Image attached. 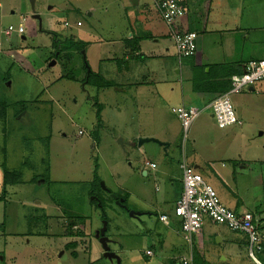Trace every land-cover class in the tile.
Segmentation results:
<instances>
[{"label":"rangeland","instance_id":"obj_1","mask_svg":"<svg viewBox=\"0 0 264 264\" xmlns=\"http://www.w3.org/2000/svg\"><path fill=\"white\" fill-rule=\"evenodd\" d=\"M150 1L141 0L135 6L130 0H35L40 24L33 17L32 0H0V264H118L116 259L104 257L97 233L104 221L111 250L120 256L122 264H174L181 259L177 250L190 247L175 232L168 235V245L163 246L161 236L167 235L169 228L159 220V215L165 208L173 207V197L161 182L155 183L153 176L144 180L131 172L130 165L138 159V142L142 138L137 136L142 118L134 107V99L126 92H117V86L103 94L99 89L106 78L125 82L127 75L116 78L106 67L112 65L111 58L122 61L126 50L123 39L132 30L141 29L137 19L144 23L145 30L149 27L144 6ZM246 2L213 0L211 15L215 16L220 12L218 7L227 4L234 12L238 9L237 17L239 13L245 14L246 19L242 17L247 25H264V0ZM197 9L201 18L206 17L200 2ZM224 13L227 15L229 9L225 8ZM154 14L161 26H166ZM67 21L69 26L65 25ZM201 25L197 22L196 29ZM10 26H22L24 31L7 36L5 30ZM261 31L254 38H264ZM159 39L163 50L169 47L173 52L169 62L157 59L150 66L168 65V73L178 85L180 76L176 75V68L192 59L185 58L181 63L173 55L176 50L171 37ZM153 41L149 38L148 44ZM247 44L248 50L254 49L249 47L251 42ZM57 47L63 57L49 66L47 60ZM257 47L263 49L264 45ZM85 59L95 72L89 78ZM230 66L227 64L226 68ZM231 99L242 124L220 128L209 117L210 108L205 107L208 119L203 113L198 116L190 128V140L196 138L194 147L210 146L205 134L210 137L216 133L221 140L220 134L235 132V136L228 134L231 156L237 159V167L250 164L254 171L251 169L250 179L247 171L237 168L238 188L236 183H229L238 198L259 206L262 213L257 219L263 221L264 166L259 160L264 161V90L234 93ZM103 104L101 114L105 120H100L98 112ZM160 109L161 119L155 117L158 127L181 123L177 115L167 112L165 105ZM179 128L182 133V126L176 127ZM220 140L217 138L221 148H228L229 143ZM240 154L241 160L237 157ZM150 155L145 153L144 159L153 158ZM175 156L178 157V151ZM5 169L21 177L20 189L3 185ZM103 183L118 195H124L133 184L151 187L152 194L146 199L156 201V210L152 215L146 214V208L135 206L138 201L133 198L126 202V209L105 191ZM214 187L220 197L231 194L223 184ZM158 190L161 196L157 195ZM130 210L144 214L132 217ZM45 213L48 216L42 221ZM69 214L80 216L83 232L69 234L81 228L77 218L67 219ZM148 250L154 255L148 256Z\"/></svg>","mask_w":264,"mask_h":264},{"label":"crops","instance_id":"obj_2","mask_svg":"<svg viewBox=\"0 0 264 264\" xmlns=\"http://www.w3.org/2000/svg\"><path fill=\"white\" fill-rule=\"evenodd\" d=\"M178 1L183 6L186 13L176 22L174 26H170L165 22L161 11L156 4V0H151L150 3L145 4L144 7L146 8V17L149 27L145 30L143 26L144 23L137 19L136 23L139 25V29H141L138 32H134L132 30L130 35L128 34V37L123 39V44L126 50L121 57L122 61H114L118 58H109L112 65L106 67L111 70L113 74H116V78L122 77V74L127 75L124 77L125 82L115 81L113 79L109 80L106 78L102 87L99 88L102 89L103 94L109 88L117 86L114 88L117 92H126V94H130V96L134 99V107L137 109L138 113H140V117L142 118V125L137 136L142 138H156L162 142L160 144L159 142L149 140L143 142V145H138L139 160L137 159L136 163H132L130 167L131 172L134 175L137 174L144 180L150 176L156 178L155 183L159 184V182H161L166 193L173 197V207H167L165 208L166 210L160 213H169L173 217L170 224H166L162 221L167 228H169L167 230V235L161 236L163 246L168 245V235L170 233L175 232L185 238L181 231V221L173 214L174 207L184 190V174L182 167L184 163L201 173L205 181L211 186L214 187L217 184H223L226 186L231 194H223L224 190L221 189V194L223 195L220 199L222 200L223 198L225 201L224 203L222 200L223 204L237 213L245 211L252 213L255 221L257 220L256 223L258 225L261 223L264 229V220L259 221L257 219V216L262 213L259 206L255 205L253 201L246 202L241 200V198H238L236 191H234L233 187H231L229 183V181L233 184L236 183L238 175V172L236 171L237 168L239 169L238 171H247L250 179H252L250 174L251 169L254 171L252 165L250 164L246 165L240 163L245 167H237V159H234L231 156V152L233 150L229 151L231 146V142H229L231 137L229 135L235 136V132L230 131L228 132L229 135L220 134L222 136L221 140L216 133L213 135L210 134V137L209 134H205V141L209 140L208 143H211L210 146H207L206 144L194 147L196 138L190 140L189 136L190 128L198 116L201 113L206 115V117L208 116L207 113H204V109H206L205 107L210 108L209 110L211 113L209 114V117L216 120L211 103L219 95L228 92L232 88L233 75L243 73L245 71V66L252 60H264V48L262 49L261 47H257V44H259V46L264 45V38H254V35H256L260 29H262V33L264 32V25H247L244 20L245 14L242 12L243 18L241 13L238 12L239 17H237L236 12L238 9L236 8V11L234 12V8L227 4L218 7L220 12H217L215 16H213L211 15L213 13V0ZM246 1L247 0H245V2ZM198 2L201 3V7L204 8L203 10H206V17L201 18L198 15ZM130 4L139 6L141 4V0H138V3L130 0ZM225 8L229 9V13L227 15L224 13ZM152 10L160 16L166 26H161L159 23L160 21L157 19V15H155ZM197 22H201L202 25L200 28L196 29ZM79 24L80 22H78V25ZM65 25L69 26L70 23L67 21ZM19 27L18 29L13 27V30H9V27L5 30V34L10 36L15 31L20 33ZM173 29L180 32L194 31L198 33V50L195 55L179 57L174 38L172 36ZM48 32L53 33L50 30ZM167 36L171 37L173 40L176 50L173 55L175 56L176 54L181 63L185 58L192 59L193 61H191L192 63H188L189 61L183 63L180 68H176V75L180 76L179 80H177V82H179L178 85L173 82L175 78L170 77L168 73V65H161L157 67L150 66V62L157 59L169 62V57L173 51L169 47H166V49L163 50L164 45H161L159 39V37L167 38ZM149 38L154 40L152 44H148ZM247 42H251V45L253 43L257 44L254 46L250 45L249 47L254 48L250 51L247 49ZM143 48H145V50ZM156 50H161L162 52H156ZM61 51H58L56 48L55 51L51 53L49 59L47 60L48 62L50 61L49 66L56 65L57 61L62 58L61 56H59V58L54 56L55 52L57 55H62V53H60ZM227 64L231 66L226 68ZM86 66L88 76V74H90L93 70L90 68L87 60ZM162 84L164 85L162 86ZM244 89L236 94L239 95L245 91L253 92L264 90V79L250 86L248 89ZM237 100H239V98ZM162 105L166 106L167 112H173L175 115L177 114L174 112L173 108L179 106L185 105L187 107H196V105H203V108L199 107L201 112L192 121L186 131L181 120H179L181 123L175 121L173 127H170L167 123H165L163 127H158V124H156V118L159 117L161 119L160 107ZM101 108V112H103L104 104ZM168 117H171V115H168ZM177 117L179 118L178 115ZM206 119H208V117ZM101 120H105L102 114ZM236 124H242V121L241 123ZM179 125L182 126V133H180V128L178 130L176 129ZM233 127L234 126L231 128ZM80 134H83L82 130H80ZM212 138L216 141L211 140ZM217 138L220 141L226 140L229 143L228 148L222 149L219 142H217ZM132 144L135 145L134 142ZM150 144L151 146H149ZM219 147L221 149H219ZM176 151H178L177 158L175 156ZM145 153H149V155L151 154L150 157L153 155V158L149 160H146V158L144 159ZM164 156L173 163V168L171 166V162H166ZM237 157L241 160L242 154H240V156L237 155ZM259 163L262 164V167L264 166V161L259 160ZM151 164H155V166H152ZM135 165L138 166L134 168ZM33 179H35V177H33ZM22 182L23 181L11 185H5L3 180V185L9 186V188L14 187L15 190V188L20 189L18 186ZM103 185L106 187L105 191L109 192L107 190L109 187H107L105 183ZM235 186L238 188L237 183ZM214 189L217 191L215 187ZM151 190L152 188L147 185L143 184L141 187H138L133 184L132 189H128L124 192V195H117L121 196L120 198L125 199V204L130 198L137 200L139 203H134L135 206H138V204L142 205L140 207L146 208L143 211L146 214L148 213L149 215H152L153 211L156 210L157 203L156 201L154 202L146 199V196L148 197L152 194ZM159 191L160 190H158L157 195L161 196ZM248 205L250 208H248ZM142 214L144 213L140 212L139 215L132 216L130 214V216L138 217ZM46 216H48V214L45 213L42 221L47 218ZM69 217L77 218L81 222V228L79 226L77 228L78 230L69 234H79L83 232L84 223L81 219H79L80 216H73L72 214H69L67 219H69ZM159 220L161 221L160 215ZM260 231L264 236V230L260 229ZM242 235L245 236V239L241 237ZM216 237L218 238L217 241ZM185 240L187 239L185 238ZM187 242L190 243L188 240ZM163 246L160 247V249H163ZM177 251L181 252V259L179 258L180 262L178 261L174 264H185L184 260H190L191 258L192 261L188 264H256L249 256V242L246 234L235 232L224 224L214 223L209 220L206 221L202 229L194 235L193 242L190 243V247L188 249L179 248ZM146 253L148 256L154 255L152 250H148Z\"/></svg>","mask_w":264,"mask_h":264},{"label":"built area","instance_id":"obj_3","mask_svg":"<svg viewBox=\"0 0 264 264\" xmlns=\"http://www.w3.org/2000/svg\"><path fill=\"white\" fill-rule=\"evenodd\" d=\"M165 22L174 26L185 15V9L178 0H156ZM10 26L9 30H13ZM24 28L19 27L22 32ZM176 49L179 57L193 56L198 50V33L180 32L172 30ZM264 79V60H252L245 66V71L232 77V88L213 100L211 107L216 122L220 127H227L241 123L236 109L232 103L231 95L241 92ZM174 112L182 121L187 131L192 121L201 110L197 107L185 105L173 108ZM155 166V164H151ZM184 174V190L177 201L173 214L181 221V231L185 238L192 243L194 235L203 227L206 221L224 224L235 232L244 233L248 236L249 256L256 264H264L257 255L262 249V235L255 223V218L250 212L237 213L225 206L213 186L208 184L203 175L185 163L182 165ZM169 213L160 214L161 221L170 224ZM151 253V252H150ZM192 261L184 260L185 264Z\"/></svg>","mask_w":264,"mask_h":264},{"label":"water","instance_id":"obj_4","mask_svg":"<svg viewBox=\"0 0 264 264\" xmlns=\"http://www.w3.org/2000/svg\"><path fill=\"white\" fill-rule=\"evenodd\" d=\"M133 1L136 2V3H138V0H133ZM32 3H33L34 18L39 19L40 24H41V23H42V22H41V21H42V20H41V15L38 14V13L36 12V10H35V0H32ZM53 63H54V62H53ZM51 64H52V63H51ZM89 72H90V71H89ZM149 140H153V141L159 142L160 144L162 143L161 141H159V140L156 139V138H140L138 144L141 145L143 142H145V141H149ZM103 184H104V183H103ZM105 188H106V187H105ZM107 190L110 191L109 188H107ZM112 196H113V198L117 201V204H119V205L125 207L126 209H128V206L124 203V202H125V199H124V198H120L117 194H112ZM139 213H140V212H136V211H131V210H130V214H131L132 216L139 215ZM106 230H107V222L104 221V225H103V227H102L100 230H98V232H97L98 235L100 236V241H101V243H102V245H103V249H104V251H105L104 255H105V257H108V258H110V259H112V260L116 259L118 264H122L120 256L111 250V247H110V245H109L110 239H109L108 236L105 235Z\"/></svg>","mask_w":264,"mask_h":264},{"label":"trees","instance_id":"obj_5","mask_svg":"<svg viewBox=\"0 0 264 264\" xmlns=\"http://www.w3.org/2000/svg\"><path fill=\"white\" fill-rule=\"evenodd\" d=\"M135 40L137 41L136 38H135ZM57 49H58V51H61V50H59L58 47H57ZM56 52L54 53V56L59 58V56H61V55L60 54L57 55ZM60 53H62V51ZM61 57H63V56H61ZM93 73H95V72L91 71V73L88 74V78L91 77V75H93ZM98 118L101 120V109H99ZM100 122L101 121H99L98 123H100ZM95 166H96L95 168L98 170L99 169V165H98V159L97 158L95 160ZM5 172L7 174V177H4V183H5V185H11V184L19 183L20 181H22L21 180V177H17L13 172H9V171H7V169H5ZM255 223H256V221H255ZM259 225L257 224L259 231H260V229L261 230H264L263 227H262V224L260 223ZM260 233H261V231H260ZM261 235H262V241H261V243H262V249L257 252V255H258V258L264 263V236H263L262 233H261Z\"/></svg>","mask_w":264,"mask_h":264},{"label":"flooded vegetation","instance_id":"obj_6","mask_svg":"<svg viewBox=\"0 0 264 264\" xmlns=\"http://www.w3.org/2000/svg\"><path fill=\"white\" fill-rule=\"evenodd\" d=\"M109 193H110L111 195L113 194L111 190L109 191ZM119 197H121V196H119Z\"/></svg>","mask_w":264,"mask_h":264},{"label":"clouds","instance_id":"obj_7","mask_svg":"<svg viewBox=\"0 0 264 264\" xmlns=\"http://www.w3.org/2000/svg\"><path fill=\"white\" fill-rule=\"evenodd\" d=\"M240 120V119H239Z\"/></svg>","mask_w":264,"mask_h":264}]
</instances>
